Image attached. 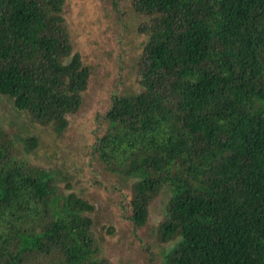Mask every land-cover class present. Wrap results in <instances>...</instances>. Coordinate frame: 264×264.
<instances>
[{
	"label": "trees",
	"instance_id": "1",
	"mask_svg": "<svg viewBox=\"0 0 264 264\" xmlns=\"http://www.w3.org/2000/svg\"><path fill=\"white\" fill-rule=\"evenodd\" d=\"M130 1L141 90L115 96L94 150L110 172L134 178L136 228L169 193L156 230L166 264H264V0ZM65 3L0 0V106L58 133L91 75ZM5 119L0 110V259L14 245L7 264L34 250L54 252L49 264H111L93 204L19 154L15 143L31 150L30 138Z\"/></svg>",
	"mask_w": 264,
	"mask_h": 264
},
{
	"label": "rangeland",
	"instance_id": "2",
	"mask_svg": "<svg viewBox=\"0 0 264 264\" xmlns=\"http://www.w3.org/2000/svg\"><path fill=\"white\" fill-rule=\"evenodd\" d=\"M131 10L130 0H66L64 17L91 75L83 104L68 115L65 131L58 133L25 114L18 120L9 102L1 103L0 110L6 117L4 126L14 119L16 131L22 129L23 136L30 138L33 149L17 141L16 151L52 172L64 194L76 193L93 204L88 215L102 258L111 264H166L169 244L158 240L156 230L166 213L169 193L162 190L154 198L147 224L136 228L130 219L134 178L110 172L94 150L108 126L105 116L115 96L141 90L138 60L143 37L130 20ZM13 247H5L0 264L15 257V250L9 251ZM53 254L26 252L16 264H49Z\"/></svg>",
	"mask_w": 264,
	"mask_h": 264
}]
</instances>
